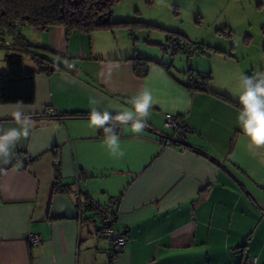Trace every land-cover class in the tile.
<instances>
[{"label":"crops","instance_id":"0c3cea01","mask_svg":"<svg viewBox=\"0 0 264 264\" xmlns=\"http://www.w3.org/2000/svg\"><path fill=\"white\" fill-rule=\"evenodd\" d=\"M20 31L73 67L37 73L34 103L0 105V130L30 118L12 163L0 165V264H108L107 241L85 196L114 201V227L125 237L118 264H264V148L243 135L240 108L210 91L238 98L210 76L204 88L187 87L172 61L169 68L150 62L136 75L132 57L155 56L138 52L135 40L124 47L129 35L113 28ZM8 52L0 46V70ZM145 86L154 98L147 127L134 134L120 125L125 155L113 158L88 115L92 107L115 114ZM166 116L187 127L180 145L161 141L174 133ZM31 233L42 242H29Z\"/></svg>","mask_w":264,"mask_h":264},{"label":"rangeland","instance_id":"374dc122","mask_svg":"<svg viewBox=\"0 0 264 264\" xmlns=\"http://www.w3.org/2000/svg\"><path fill=\"white\" fill-rule=\"evenodd\" d=\"M111 19L117 36L129 35L124 47L135 40L138 52L172 61L185 82L188 72L200 81L210 76L238 98L240 76L264 71V0H118ZM170 36L193 44L192 51L175 52Z\"/></svg>","mask_w":264,"mask_h":264},{"label":"trees","instance_id":"16d2710c","mask_svg":"<svg viewBox=\"0 0 264 264\" xmlns=\"http://www.w3.org/2000/svg\"><path fill=\"white\" fill-rule=\"evenodd\" d=\"M116 1L118 0H0V46L10 51L4 57L5 68L0 70V105L34 103L37 73L50 74L60 69H71L69 64L65 67L60 63L48 48L27 41L20 31L22 26L45 29L60 25L64 26L67 32L86 34L98 29H112L117 25V22L111 19L112 7ZM6 38L11 40L9 44H5ZM176 49L179 48L174 47L173 50L176 52ZM27 56L34 62V68L26 66ZM132 60L134 72L140 77L147 73L150 62L162 63L167 68L173 65L140 54H135ZM206 82L203 78V81L194 83L187 80L184 84L187 87L204 88ZM210 92L240 108L239 103L228 97L213 90ZM112 124L119 133L120 124L115 120ZM182 127L187 130L183 123Z\"/></svg>","mask_w":264,"mask_h":264},{"label":"clouds","instance_id":"9594fccd","mask_svg":"<svg viewBox=\"0 0 264 264\" xmlns=\"http://www.w3.org/2000/svg\"><path fill=\"white\" fill-rule=\"evenodd\" d=\"M240 82L241 90L238 94L240 109L236 117L237 124L249 145L262 149L264 148V71L254 76L242 74ZM89 104L94 106L97 101L90 97ZM153 104V93L145 86L129 99V106H117L118 110L115 114L92 107L88 115V125L94 132L103 134L102 147L108 154L120 159L124 157L125 152L120 134L112 121L115 120L120 125H124L134 134H140L147 127ZM14 118L19 121L20 113H14ZM29 124L30 118L19 128L10 127L0 130V165L12 163L17 144L29 136ZM18 164L22 166V162L18 161Z\"/></svg>","mask_w":264,"mask_h":264},{"label":"built area","instance_id":"2783aa9c","mask_svg":"<svg viewBox=\"0 0 264 264\" xmlns=\"http://www.w3.org/2000/svg\"><path fill=\"white\" fill-rule=\"evenodd\" d=\"M170 43L173 47H177L181 50H186L187 52L192 51L193 44L181 41L177 37L170 36ZM5 44H9V41L5 40ZM72 67V64H69V68ZM187 80L189 83H194L200 79L199 77H194L193 73L190 72L187 76ZM49 112H53V108H49ZM164 124L167 128H172L174 130V133L167 139L161 138L162 143L170 146L180 145L181 138H183L187 132L186 129H183L182 122L176 117L166 116ZM85 197L88 205L91 207L96 217L98 218L100 235L107 241L108 264H118V255L125 247V237L119 230L114 227L116 214L113 205L114 201L111 199L106 204H101L91 197ZM27 239L34 245L40 244L42 242V237L39 234L35 233L29 234L27 236ZM255 260L256 258L242 260L240 264H255Z\"/></svg>","mask_w":264,"mask_h":264}]
</instances>
